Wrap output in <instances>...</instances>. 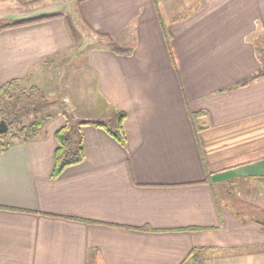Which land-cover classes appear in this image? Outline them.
<instances>
[{"label": "crops", "instance_id": "obj_1", "mask_svg": "<svg viewBox=\"0 0 264 264\" xmlns=\"http://www.w3.org/2000/svg\"><path fill=\"white\" fill-rule=\"evenodd\" d=\"M74 3L70 13L0 31V87L17 79L47 95L46 77L62 65L65 87L88 89L107 116L125 113L126 140L83 126V161L53 177L55 132L65 124L53 108L39 136L0 153V264H203L230 255L263 264L264 227L237 219L216 187L264 180V77L239 85L260 66L264 0ZM65 4L36 1L42 11L18 20ZM70 25L133 51L82 49ZM83 52L84 64L68 65Z\"/></svg>", "mask_w": 264, "mask_h": 264}, {"label": "trees", "instance_id": "obj_2", "mask_svg": "<svg viewBox=\"0 0 264 264\" xmlns=\"http://www.w3.org/2000/svg\"><path fill=\"white\" fill-rule=\"evenodd\" d=\"M59 15L61 14H43L13 22L0 23V31L10 27L37 23ZM162 26L165 32L164 23ZM70 28L74 34L75 30L72 25H70ZM104 35L102 36L103 39L108 38L107 47L114 53L123 55H130L132 53V46L122 47ZM259 60L260 66L258 70L248 78L239 82V85H244L253 79L264 77V50L259 51ZM50 105L51 102L47 95L37 86L29 85L24 88L17 79L10 80L1 86L0 120L5 121L8 129L6 132L0 133V153L9 150L12 146L22 143L27 139L39 136L40 122L36 119ZM63 114L65 116V124L55 132L58 144L54 152L55 165L52 171L53 177L58 176L66 167L83 161L84 152L82 148L81 128L85 125L99 127L121 144L125 143L126 138L123 122L126 115L121 110H115L108 119H74L67 112ZM191 120L193 121L192 118ZM255 222L264 227L263 222L257 220ZM207 249L203 247L194 249L188 254V257H193L196 260L199 253Z\"/></svg>", "mask_w": 264, "mask_h": 264}, {"label": "rangeland", "instance_id": "obj_3", "mask_svg": "<svg viewBox=\"0 0 264 264\" xmlns=\"http://www.w3.org/2000/svg\"><path fill=\"white\" fill-rule=\"evenodd\" d=\"M36 1L39 0H0V23L16 21L21 14H33L32 12H35L38 9L34 6V3H36ZM75 1L77 0H66L65 8L56 10L54 12H44L43 14L47 15L61 13L64 10L65 12L70 13L73 11V9L76 10V6L74 3ZM38 10L42 11V7H40ZM73 27L75 30L74 36L78 41V45H80V43H83L82 49H87L88 47L91 48L92 46L96 45L101 46L105 43L107 44L108 42V38L103 39L100 37H96L86 27H83L81 25H73ZM85 53L86 52L81 53L79 57L75 56L74 58H69V64L68 62L67 64L69 66H80L81 64H84L86 62V57L84 55ZM76 72L78 74L81 72L82 74L81 70H76ZM62 74L64 75V71L61 65L56 69L53 68L46 77L49 85L46 86L45 90L47 95H49L50 97L51 105L36 119L40 122V130L45 126V123L53 115V108L57 110L58 108H61L62 111L69 113L74 117V119L87 120L109 118V116L100 112L94 105H91L90 102L87 101V99L89 98L88 89L77 90L73 89V87L71 86L65 87L68 86V84L63 83V79L61 78ZM82 77L84 78L83 75ZM65 82L67 81L65 80ZM59 86H61L62 88H60ZM82 96H85L83 100H85V102L87 103L86 105L81 106L83 110H85L82 112H78V110H76L73 106L75 105L77 100L79 101V98H81ZM65 102L68 104L67 107H69V111H67L66 106L62 105ZM230 187L231 188H228V186L224 187V185H217L216 187V193L219 199L222 201V204H224L225 207L229 211H231L237 217V219L241 221L257 220L264 223V180H240L236 182L235 185H231ZM237 259L238 258L235 257V255H230L229 257L224 258L222 261L210 260L206 263L203 262V264H233V262Z\"/></svg>", "mask_w": 264, "mask_h": 264}, {"label": "water", "instance_id": "obj_4", "mask_svg": "<svg viewBox=\"0 0 264 264\" xmlns=\"http://www.w3.org/2000/svg\"><path fill=\"white\" fill-rule=\"evenodd\" d=\"M8 129L4 120H0V133L6 132Z\"/></svg>", "mask_w": 264, "mask_h": 264}]
</instances>
